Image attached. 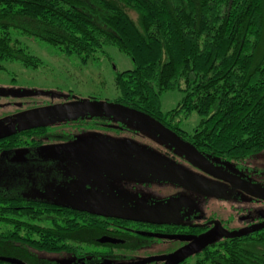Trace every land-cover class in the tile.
Wrapping results in <instances>:
<instances>
[{
  "label": "trees",
  "instance_id": "1",
  "mask_svg": "<svg viewBox=\"0 0 264 264\" xmlns=\"http://www.w3.org/2000/svg\"><path fill=\"white\" fill-rule=\"evenodd\" d=\"M24 40L82 66L107 47L124 54L133 69L115 72L114 102L160 121L161 96L180 94L170 113L199 118L187 138L207 157L246 159L264 149V0H0V69L41 65ZM46 129L8 135L10 150L22 145L17 136ZM74 211L0 193V257L47 264L39 253H76L63 243L83 227ZM111 251L91 254L115 258ZM199 257L193 264H264L259 248L231 243Z\"/></svg>",
  "mask_w": 264,
  "mask_h": 264
},
{
  "label": "rangeland",
  "instance_id": "2",
  "mask_svg": "<svg viewBox=\"0 0 264 264\" xmlns=\"http://www.w3.org/2000/svg\"><path fill=\"white\" fill-rule=\"evenodd\" d=\"M130 15L134 18L133 13ZM24 44L29 52L41 61V65L32 69L18 63L2 64L0 120L10 119V123L22 112L64 104L66 101L113 103L117 97L113 84L115 72L133 69L130 58L111 47L104 48L96 54L94 61L82 66L78 59H66L56 55L55 51L44 45L30 40H24ZM180 98L181 95L176 92L163 94L160 98L159 119L174 129L183 130L188 137L194 133L199 118L192 113H170L177 110ZM94 118L88 116L85 121L79 119L83 121L79 124L77 120L51 123L48 115H33L17 126L11 127L9 123L1 128L0 133H15L25 127L44 125L48 127L49 137L42 139V144L35 149L27 164H0V189L5 187L7 191L20 194L18 196L25 199L47 198L53 202L70 205L88 198L94 201L102 200L99 192L102 188H99L98 184L103 177H107L110 185L116 173L123 181H133L138 177L136 181L142 182L141 176L148 167L138 160L125 159L133 153L145 151L135 146L141 143L138 135L113 134L114 130L99 125V121H96L95 125ZM108 120L114 125L123 121L121 124L125 128L128 125L125 123L127 121L121 118L110 117ZM62 132H66L64 138L59 137ZM93 143L103 144L115 152L120 151L118 153L122 159H98L86 155L82 148ZM64 146L70 147L54 149ZM151 170L154 174V169ZM102 172L106 176H103ZM126 254V260L80 256L74 252L39 253V256L44 258L47 264H125L141 259L145 251ZM193 262L194 260L189 264Z\"/></svg>",
  "mask_w": 264,
  "mask_h": 264
},
{
  "label": "flooded vegetation",
  "instance_id": "3",
  "mask_svg": "<svg viewBox=\"0 0 264 264\" xmlns=\"http://www.w3.org/2000/svg\"><path fill=\"white\" fill-rule=\"evenodd\" d=\"M69 102L71 101H66V103ZM87 117L76 120L79 124L87 120ZM110 117L100 114L99 118L93 119V122L97 125L96 121H99V125L114 130L113 134L138 135L141 143L136 146L145 149V155H137V157L139 162L148 167L147 171L144 170L141 176L142 182L136 181L138 177L133 181H123L116 173L110 185L107 177L105 179L103 177L98 184V187L102 188L99 190L102 200L94 201L88 198L74 205L159 208L172 212L174 216L165 223L151 224L94 216L85 211L76 210L75 215L79 217L77 220L83 222V227L70 231L64 239V244L77 250L76 254L80 256H92L91 253L101 256L112 250L113 256L119 260H126V253L145 251L141 259L135 262L130 261L140 263L148 258L171 255L188 245L194 238L214 227H220L223 232L219 240L180 264H189L200 258L199 254L205 249L218 243H231L242 248H259L262 250L264 263V149L249 158L228 161L207 157L196 149L214 167L229 174L230 181L224 182L191 166L183 156L153 135L142 132L131 125H126L125 128L121 123L119 125L110 124L108 122ZM4 120L5 118L1 119L0 124ZM157 121L180 139L193 145L183 130L174 129L161 120ZM9 123L10 119L1 128ZM46 128V132L42 131L41 135L26 133L23 136H17L22 145L13 147L12 150L7 140L10 132L0 133V142H3V144L0 143V164L6 166L10 163L18 149L27 150L26 161L18 165L27 164L32 159V153L42 144V139L49 137L48 127ZM62 133L59 137L64 138L66 132ZM130 159H134L133 154ZM152 161L164 168L190 175L194 179L213 185V192L217 191V194L197 191L184 185L171 177L167 171L154 166ZM151 169H154V174ZM102 175L106 176L105 173ZM0 193L20 195L7 191L5 187L3 190L0 189ZM130 262L125 264H130ZM147 264H163V262Z\"/></svg>",
  "mask_w": 264,
  "mask_h": 264
},
{
  "label": "water",
  "instance_id": "4",
  "mask_svg": "<svg viewBox=\"0 0 264 264\" xmlns=\"http://www.w3.org/2000/svg\"><path fill=\"white\" fill-rule=\"evenodd\" d=\"M100 114L103 115L104 117L111 116L114 118L117 117L119 119L121 118L123 120H126L127 121L125 122L126 124L131 125L132 127L141 130L142 132L153 135L154 137L158 138L160 141L170 146L176 153L183 156L191 166L197 168L198 170H201L207 175H210L224 182L230 181V178H228L229 176L228 173L214 167V165L206 157L200 154L194 146L180 139L177 135H175L172 131L164 127L157 120L153 119L151 116L143 112L131 109L129 107L123 106L118 103L89 101V100L71 101L65 104L53 105L42 109L22 112L14 117V119L10 123V126L11 127L17 126L18 124L23 123L25 120H27L33 115H48L51 123H58L67 120L68 121L76 120L84 116L99 117ZM7 122H9V119H5L0 124V128L3 126V124ZM120 122L123 123V121ZM40 126H44V125H40ZM69 147L70 146L68 147L64 146L62 148L56 147L54 149L59 150ZM82 151L86 155L98 159L99 158L122 159V156L118 153L120 151L117 150V152H115L111 149H107L103 144H96V143L89 144L84 146L82 148ZM122 151L126 152L124 150ZM26 153L27 150H22V149L16 150L10 162L19 163V164L24 163L26 161L25 159ZM137 155H145V153L144 152L133 153V157H134L133 160H138ZM130 156L125 157V159H130ZM151 163L154 164V166L160 168L161 170L167 171L171 177H173L177 181H180L186 186L194 188L197 191L212 192L215 193V195L217 194V191L213 192L214 186L211 184L194 179L190 175L181 174L172 171L169 168H164V166L160 164H156L153 161ZM28 199L53 203L59 206H66L78 211H85L94 216L122 219L128 221L145 222L151 224L165 223L166 221H170L171 217L174 216L172 212L165 211L159 208L154 209V208H141V207H116L113 205H109V206H105V205L88 206V205H74V204L69 205V204L53 202L48 200L47 198H35V199L28 198ZM222 232L223 231L220 227H214L208 232L200 235L199 237L194 238L188 245L182 247L181 249H179L178 251H176L171 255L164 257L148 258L140 263H130V264H147L152 262H163V264H180L185 259L197 254L206 246L215 243L217 240H219L222 237ZM0 261L8 264H23L21 261L15 258H8V257H0Z\"/></svg>",
  "mask_w": 264,
  "mask_h": 264
}]
</instances>
